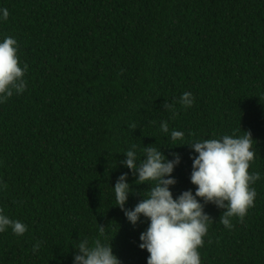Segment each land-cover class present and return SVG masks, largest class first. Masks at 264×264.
Here are the masks:
<instances>
[{
	"label": "trees",
	"instance_id": "trees-1",
	"mask_svg": "<svg viewBox=\"0 0 264 264\" xmlns=\"http://www.w3.org/2000/svg\"><path fill=\"white\" fill-rule=\"evenodd\" d=\"M0 8L9 11L0 40L14 37L28 67L26 91L0 104V208L28 231L0 233V264H73L71 244L94 240L99 225L121 264H147L139 237L148 221L131 225L110 187L128 173L133 209L150 185L134 184L120 162L133 145L140 159L152 145L181 157L174 198L195 192L198 154L176 147L164 121L185 143L251 132L249 172L262 176L254 206L227 229L224 210L205 205L212 221L199 252L202 264H264V0H0ZM184 92L195 97L190 108L178 103Z\"/></svg>",
	"mask_w": 264,
	"mask_h": 264
},
{
	"label": "clouds",
	"instance_id": "clouds-1",
	"mask_svg": "<svg viewBox=\"0 0 264 264\" xmlns=\"http://www.w3.org/2000/svg\"><path fill=\"white\" fill-rule=\"evenodd\" d=\"M8 18V9L0 8V22ZM18 53L19 46L14 37L6 36L0 40V104L26 91L28 67L21 64ZM194 102L191 92L182 93L178 100L184 108L192 107ZM163 107L174 112L175 104L166 101ZM160 130L176 147L188 146L198 154L191 157L190 181L195 192L187 190L173 196L171 189L177 184L173 173L181 162L178 153H172L169 159L162 148L144 146L143 159H140L133 145L123 153L126 158L120 163L133 173L134 184H148L150 188L140 194L142 199L133 209H128L126 205L134 188L128 182V173L120 175L114 187H110L115 207L133 226L140 223L141 218L148 221L147 229L139 237V248L149 253L147 264H202L199 249L212 221L204 206L213 204L224 210L219 222L227 229L232 228L233 218L243 221L254 206L257 192L252 185L262 179L260 172H249L256 157L254 140L251 132L242 131L243 135L224 134L218 139H195L185 143V133L175 129L170 131L167 121L161 123ZM9 229L16 236H23L28 231L26 224L10 218L0 208V233ZM105 230L99 225V235L94 240L79 239L71 244L75 250L73 264H121L114 254L113 239H107ZM40 248L41 243L37 242L32 250L38 252Z\"/></svg>",
	"mask_w": 264,
	"mask_h": 264
}]
</instances>
